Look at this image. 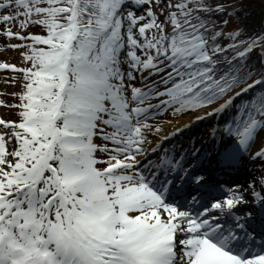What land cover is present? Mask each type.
Returning a JSON list of instances; mask_svg holds the SVG:
<instances>
[{
    "label": "snow or ice",
    "instance_id": "obj_1",
    "mask_svg": "<svg viewBox=\"0 0 264 264\" xmlns=\"http://www.w3.org/2000/svg\"><path fill=\"white\" fill-rule=\"evenodd\" d=\"M248 15L0 0V53L19 59H0L19 84L0 91V264H264V23Z\"/></svg>",
    "mask_w": 264,
    "mask_h": 264
},
{
    "label": "rangeland",
    "instance_id": "obj_2",
    "mask_svg": "<svg viewBox=\"0 0 264 264\" xmlns=\"http://www.w3.org/2000/svg\"><path fill=\"white\" fill-rule=\"evenodd\" d=\"M13 30H15V29H13ZM0 59H7L9 62L16 63L17 65H19V59L11 51H9L8 53H0ZM12 75H13V73L10 70H7L6 72L0 74V91H3L5 93H9V92H13V91H18L19 90V84L18 83L16 85L5 84L4 83L5 78L10 80ZM0 99L7 100L9 103H13L14 102V98L11 97V96H8V95L0 96ZM197 114L198 113H189L187 115L181 116L180 118L188 117V119H189L191 116H194V115H197ZM0 116H4L5 118H15L14 115H13V110L5 109V108H2V107H0ZM201 129H204V131H206V129L204 128V124L203 123H200L199 125L193 127L191 129L190 133L186 132L183 135V137H180L179 139H176V141L180 142L181 140H183V144H184V141H185L184 137L186 136L188 138V136L190 134L191 135H195L197 137H200ZM164 144H169L170 145V144H172V141L169 140V141L165 142Z\"/></svg>",
    "mask_w": 264,
    "mask_h": 264
},
{
    "label": "trees",
    "instance_id": "obj_3",
    "mask_svg": "<svg viewBox=\"0 0 264 264\" xmlns=\"http://www.w3.org/2000/svg\"><path fill=\"white\" fill-rule=\"evenodd\" d=\"M240 4L249 13L246 20L247 30L250 33L258 31L264 23V0H240Z\"/></svg>",
    "mask_w": 264,
    "mask_h": 264
},
{
    "label": "bare ground",
    "instance_id": "obj_4",
    "mask_svg": "<svg viewBox=\"0 0 264 264\" xmlns=\"http://www.w3.org/2000/svg\"><path fill=\"white\" fill-rule=\"evenodd\" d=\"M6 71L7 70H1L0 71V74L4 73ZM187 120H188V117H186V118H179L177 121H174V123L176 124V126H179L180 124H183V123L187 122ZM170 127L171 126H169V128ZM199 139H200V137L197 138L198 142H199ZM236 175H240L241 176L242 179H241V182L240 183L245 182L247 179L252 178L251 173L249 172V170L247 168L246 169H243L239 173H236Z\"/></svg>",
    "mask_w": 264,
    "mask_h": 264
}]
</instances>
